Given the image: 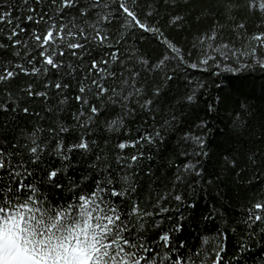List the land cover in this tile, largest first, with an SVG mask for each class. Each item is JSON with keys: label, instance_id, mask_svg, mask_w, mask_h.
<instances>
[{"label": "snow or ice", "instance_id": "6c2138e0", "mask_svg": "<svg viewBox=\"0 0 264 264\" xmlns=\"http://www.w3.org/2000/svg\"><path fill=\"white\" fill-rule=\"evenodd\" d=\"M253 66L264 0H0V264H264V107L197 75Z\"/></svg>", "mask_w": 264, "mask_h": 264}, {"label": "trees", "instance_id": "16d2710c", "mask_svg": "<svg viewBox=\"0 0 264 264\" xmlns=\"http://www.w3.org/2000/svg\"><path fill=\"white\" fill-rule=\"evenodd\" d=\"M197 75L198 78L208 82L212 96L217 94L221 95L223 104L220 111V118H223L226 113H231L234 108H238L245 101L256 108L264 107V70L260 69L258 66L241 69L239 72L235 73L224 71L216 77L203 74ZM216 127L220 131H223L224 126L222 124L217 123ZM211 139H213L215 142L213 145H211V147L216 148L217 151L231 143V141H229L225 135L214 134ZM217 145H219V147H217ZM173 149H175L177 152L179 151L176 136L172 138L170 146L167 149L165 159H167L168 155L172 154ZM128 151L132 150L129 149ZM176 163H183V159L178 157L176 159ZM208 167L210 170L213 167V163L211 161L209 162ZM246 194L247 193L243 189L237 188L235 186H231L228 189L226 199H231L233 201V207L229 208L228 215H239V204H236L235 201H243ZM205 203H210V201H201V204ZM238 239V235H233L231 232L229 233V255L232 254L233 248L236 245ZM249 264H251V261H249Z\"/></svg>", "mask_w": 264, "mask_h": 264}]
</instances>
